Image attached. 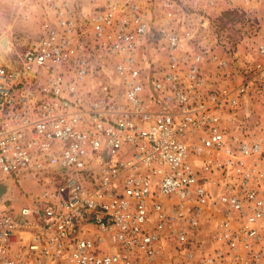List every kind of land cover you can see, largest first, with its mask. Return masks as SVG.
I'll return each instance as SVG.
<instances>
[{
	"label": "built area",
	"instance_id": "2783aa9c",
	"mask_svg": "<svg viewBox=\"0 0 264 264\" xmlns=\"http://www.w3.org/2000/svg\"><path fill=\"white\" fill-rule=\"evenodd\" d=\"M44 2L54 15L44 33L13 58L0 50V264H153L164 226L190 264H262L264 137L230 139L222 124L244 87H209L202 55L184 51L167 16L101 0L85 21L117 81L92 89L74 7ZM148 44L164 63L144 71ZM197 157L219 174L217 194L202 186ZM31 177L39 190L14 203L12 184ZM208 203L220 209L216 246L192 261Z\"/></svg>",
	"mask_w": 264,
	"mask_h": 264
},
{
	"label": "rangeland",
	"instance_id": "374dc122",
	"mask_svg": "<svg viewBox=\"0 0 264 264\" xmlns=\"http://www.w3.org/2000/svg\"><path fill=\"white\" fill-rule=\"evenodd\" d=\"M74 7L79 23L78 42L88 56L92 75L89 85L92 89L114 87L116 74L112 59L105 50L96 45L89 26L88 17L101 0H65ZM145 5L151 11L152 18L160 22L164 16L172 23L179 35L184 51L193 50L202 56L201 70L209 87L247 86L245 92L237 96L239 106L232 112V120H223L226 137L252 140L258 132L264 130V79L258 80L253 70L259 63L255 60L257 48L264 42V0L244 3L242 0H133ZM54 22V15L44 0H0V50L6 49L5 56L13 58L14 51L36 40L48 26ZM4 41V42H3ZM6 41V42H5ZM2 43L8 47H2ZM157 46L142 45L138 50L139 66L144 71L151 67H161L163 57ZM210 53L219 57L223 65H216ZM210 54V55H209ZM209 57V58H208ZM154 61V62H151ZM152 63L149 67V64ZM227 66L220 69V66ZM254 64V65H253ZM253 65V66H252ZM252 67V68H251ZM143 73L145 75L146 72ZM251 81L244 83L245 81ZM224 84V85H223ZM149 101L148 99H146ZM224 157L220 152L219 161ZM202 157H197L193 166L202 170ZM201 182L206 190L213 194L217 189L210 188L213 180H219V174L202 171ZM214 173V174H213ZM33 177L23 180L20 186L12 184L9 197L14 203H23L22 192H37L39 186ZM207 185L209 186L207 188ZM210 188V189H209ZM210 205L204 209L215 211ZM217 211V210H216ZM201 234L199 242L210 244L212 236ZM164 250L158 254L156 264H190L178 245L166 238ZM197 245V244H196ZM198 245H200L198 243ZM195 259L202 257L211 247H197ZM164 251V252H163ZM198 251V249H197ZM264 264V258H262Z\"/></svg>",
	"mask_w": 264,
	"mask_h": 264
},
{
	"label": "crops",
	"instance_id": "0c3cea01",
	"mask_svg": "<svg viewBox=\"0 0 264 264\" xmlns=\"http://www.w3.org/2000/svg\"><path fill=\"white\" fill-rule=\"evenodd\" d=\"M210 54H209L210 56L216 57V61L215 62H216V65H218L217 61L220 58L217 57V55L214 54V53L213 54L210 53ZM202 56H205V55L203 54ZM255 57H257V58H255V60H257V62H259V63L256 65L255 69L253 70V73H254V75H258V77H255V79L262 80V79H264V55H259L257 53V55H255ZM226 66H227V64L224 65V66H220V69H224ZM246 82H248V84H249L251 81H247L246 80L244 83H246ZM225 85H229V84H227L225 82ZM246 89H247V86H244V92H245ZM239 104H240V102H239ZM239 104H238V106H239ZM232 118H231V120H232ZM261 137H264V130H262L261 132H258V135L254 139L261 138ZM262 164H264V162H262ZM200 172H201V175H202L203 173H202L201 170H200ZM216 182L218 183V181H216ZM201 184H202V182H201ZM210 185H211L210 188L217 189V191L214 193V194H217V192L219 191L220 185L219 184H215V183L210 184ZM202 186H204V185L202 184ZM208 187L209 186L207 185V188ZM261 192H262V194H264V184H262V186H261ZM210 205H212V204H209L207 207H209ZM163 206L165 207L166 211H171V215H172V212L173 213L175 212V208L171 204L164 203ZM212 208H215V211H210V212L206 211L205 213L202 214V216L200 218L199 229L194 233V235H192L190 237V241H189L190 244L187 247H190V251L193 254H195V253H197V252L200 251V249L197 248L198 246L199 247H207V246L208 247H215L216 246L215 235H216V230H217V223L219 221L220 209L217 206H215V205L212 206ZM153 215H154V213H153ZM151 219L153 221L152 224H154L157 221V219L154 218V217H152ZM175 220L176 219H175V216H174V218L172 219V221H175ZM262 220H264V219H262ZM152 224H151V226H152ZM172 224L174 225L176 223H172ZM167 230H168V228L166 226H164L163 228L160 229L162 238H161V240L157 244V247H159V254L161 253L162 250H164V248L166 247V244L167 245L169 244L168 240H166V237H165V232H167ZM262 230H264V223H262ZM203 233L204 234L207 233V234H210L212 236L209 245H206V244L204 245L203 243L201 245V243L199 242V239L198 238ZM198 243L200 245H198ZM197 249H198V251H197ZM159 257L158 256L155 257L153 264H156L157 258H159Z\"/></svg>",
	"mask_w": 264,
	"mask_h": 264
},
{
	"label": "water",
	"instance_id": "95a60500",
	"mask_svg": "<svg viewBox=\"0 0 264 264\" xmlns=\"http://www.w3.org/2000/svg\"><path fill=\"white\" fill-rule=\"evenodd\" d=\"M7 191V186H0V196L3 195V193H5Z\"/></svg>",
	"mask_w": 264,
	"mask_h": 264
},
{
	"label": "bare ground",
	"instance_id": "6f19581e",
	"mask_svg": "<svg viewBox=\"0 0 264 264\" xmlns=\"http://www.w3.org/2000/svg\"><path fill=\"white\" fill-rule=\"evenodd\" d=\"M3 42H4V41H3ZM5 42H6V41H5ZM3 46H4V47H7V45H6V44H3V43H2V47H3Z\"/></svg>",
	"mask_w": 264,
	"mask_h": 264
}]
</instances>
